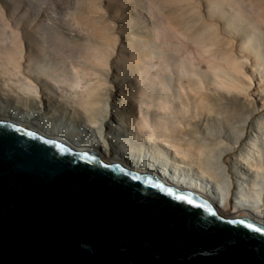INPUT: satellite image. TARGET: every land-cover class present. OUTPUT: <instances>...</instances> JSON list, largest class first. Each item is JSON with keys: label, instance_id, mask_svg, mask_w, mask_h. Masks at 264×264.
<instances>
[{"label": "bare ground", "instance_id": "obj_1", "mask_svg": "<svg viewBox=\"0 0 264 264\" xmlns=\"http://www.w3.org/2000/svg\"><path fill=\"white\" fill-rule=\"evenodd\" d=\"M46 39L42 49L35 42L24 43L40 57L31 67L19 73L0 71V120L18 123L75 151L93 152L104 163L154 174L168 184L196 192L225 218L249 217L264 222V194L260 196L256 190L257 177L264 173V159L250 160L249 154L238 156L232 150L233 164L241 174L233 186L211 160L214 151L232 149L226 138L241 136L244 123L264 108V59L251 44L253 38L241 39L237 48L241 58L235 53L220 58L212 51L204 55L208 73L198 67L196 75L175 77L184 98L173 101L172 108L158 96L152 97L150 104L139 64L130 68L128 61L119 62L117 72L112 74L109 69L100 75L102 71L97 72L94 66L88 69L85 63V69L95 71L86 70L82 75L75 67L84 62L76 63V57L69 55L72 72L64 78L58 67L52 69L43 63L46 51L60 47ZM206 51L203 47L201 53ZM245 61L251 71L247 77L240 75ZM28 81L37 90L27 87ZM62 85L71 92L60 90ZM246 181L256 197L246 198Z\"/></svg>", "mask_w": 264, "mask_h": 264}, {"label": "water", "instance_id": "obj_2", "mask_svg": "<svg viewBox=\"0 0 264 264\" xmlns=\"http://www.w3.org/2000/svg\"><path fill=\"white\" fill-rule=\"evenodd\" d=\"M0 264H264V222L0 120Z\"/></svg>", "mask_w": 264, "mask_h": 264}, {"label": "rangeland", "instance_id": "obj_3", "mask_svg": "<svg viewBox=\"0 0 264 264\" xmlns=\"http://www.w3.org/2000/svg\"><path fill=\"white\" fill-rule=\"evenodd\" d=\"M45 37L60 47L49 53L45 50L43 63L52 69L58 67L64 78L72 72L69 55L76 57V63L84 62L75 67L82 75L91 66L103 75L109 69L112 74L117 72L119 62L128 61L130 68L139 64L150 104L152 97L158 96L172 108L174 102L184 98L175 77L196 75L198 67L204 70V55L213 51L220 58L234 53L239 58L241 39L253 38L251 44L264 59V0H0V71L19 73L31 67L40 57L24 43L35 42L42 49ZM203 47L208 49L204 54ZM93 60L100 62L97 65ZM245 62L240 75L247 77L251 71ZM102 80L104 83L105 78ZM25 85L37 90L29 81ZM62 86L64 93L71 92L68 86ZM62 123L67 124L64 120ZM244 124L241 136L231 134L226 138L232 149L214 151L211 157L219 173L229 177L230 185L241 176L233 164L234 152L238 156L249 154L250 160L264 159V108ZM129 149L135 152L132 144ZM248 182L243 184L247 199L257 196ZM256 190L260 196L264 194V173L257 177Z\"/></svg>", "mask_w": 264, "mask_h": 264}]
</instances>
